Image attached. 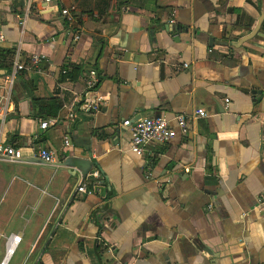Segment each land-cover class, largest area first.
Listing matches in <instances>:
<instances>
[{"label":"crops","instance_id":"0c3cea01","mask_svg":"<svg viewBox=\"0 0 264 264\" xmlns=\"http://www.w3.org/2000/svg\"><path fill=\"white\" fill-rule=\"evenodd\" d=\"M114 1L0 0V47L27 66L11 87L0 71L3 141L24 155L0 161V264L21 244L19 264H264V0ZM197 108L187 135L130 149L122 121Z\"/></svg>","mask_w":264,"mask_h":264},{"label":"built area","instance_id":"2783aa9c","mask_svg":"<svg viewBox=\"0 0 264 264\" xmlns=\"http://www.w3.org/2000/svg\"><path fill=\"white\" fill-rule=\"evenodd\" d=\"M45 4L51 3L53 0H41ZM75 6L66 7L61 10V13L66 17L69 22H73L75 20L74 15ZM170 22H173L171 20ZM79 36H76L78 39ZM43 57L40 55H33L31 57V64L37 70H41V65L43 64ZM25 69L24 64L19 63L18 60L14 63L13 71L14 73ZM12 71V72H13ZM14 73L11 78L8 79V87L12 86ZM89 79H87V86L93 87L96 82V72L91 71ZM5 86L0 79V121L4 122L7 118L9 112V97L10 92L7 94H3V89ZM226 103H228L229 99H225ZM74 113L71 112L69 117H73ZM207 116V112L204 108H197L193 111L191 116H187L184 113L175 114L172 119H167L161 116H150V117H140L134 121L130 119L122 121V125L127 127L130 131L131 141H130V149L137 155H143L146 150V146L149 143H166L176 137L178 134L187 135L189 131V121L191 119H196L200 117ZM57 118L51 117L45 119L40 122V127L45 129L51 125H55L57 123ZM176 123V127H173L172 122ZM68 140L65 139V142ZM37 157H39L43 163L50 164L54 161L53 153L48 149L40 148L37 152ZM24 160V155L21 147H15L13 145H9L4 143L2 137V131L0 129V161H4L7 163H18ZM94 177H98V171H94L92 173ZM77 190L81 193H90L91 191L88 189L85 183H81ZM16 239V238H15ZM11 252V250H9ZM4 264V263H2Z\"/></svg>","mask_w":264,"mask_h":264},{"label":"trees","instance_id":"16d2710c","mask_svg":"<svg viewBox=\"0 0 264 264\" xmlns=\"http://www.w3.org/2000/svg\"><path fill=\"white\" fill-rule=\"evenodd\" d=\"M98 1H99V8L103 10L102 14H104V12L107 11L108 8H110L111 2L113 0H98ZM130 1L131 0H115L113 5L117 10H120V9L126 8L127 5L130 3ZM20 3L22 4V1ZM73 30H74V28H73ZM15 51L16 50L14 47H10V48H4V47L1 48L0 47V71L3 70L7 74L12 73L13 59H14ZM24 66H25V68L27 67L26 65H24ZM81 74H83V68H82L81 64H77V65L73 66L71 69L69 68V66H66V65H64L61 68V79L70 78L71 80H75ZM0 75H2V74H0ZM98 84H96V85H98ZM96 85L94 87H97ZM44 101L45 100H42V99H36V102H38V103H41V102L43 103ZM47 101H48V103L49 102L51 103L50 104L51 106H53L54 108L56 107L57 103H56V101H54V98L53 99L49 98ZM54 112H55V110L51 111L49 116H54L55 115V114H53Z\"/></svg>","mask_w":264,"mask_h":264},{"label":"water","instance_id":"95a60500","mask_svg":"<svg viewBox=\"0 0 264 264\" xmlns=\"http://www.w3.org/2000/svg\"><path fill=\"white\" fill-rule=\"evenodd\" d=\"M262 20H263V17H261L256 25V27L252 30L251 33H249L248 35L244 36V37H241L235 44L234 46L235 47H238L240 46L243 42L253 38L256 33L259 31L260 29V26H261V23H262ZM222 44H227V42H220ZM156 116H161V115H156ZM138 118H140V115H138ZM136 118V119H138ZM135 119V120H136ZM73 167H76L78 168L80 171H81V175L83 177H85L87 175V173L89 172V169H88V166H89V161L87 160H83V159H75L72 161V164H71Z\"/></svg>","mask_w":264,"mask_h":264},{"label":"rangeland","instance_id":"374dc122","mask_svg":"<svg viewBox=\"0 0 264 264\" xmlns=\"http://www.w3.org/2000/svg\"><path fill=\"white\" fill-rule=\"evenodd\" d=\"M21 246L18 248V250L16 251V253L13 255V257L11 259H9L7 264H19L22 259H23V253L21 252Z\"/></svg>","mask_w":264,"mask_h":264},{"label":"bare ground","instance_id":"6f19581e","mask_svg":"<svg viewBox=\"0 0 264 264\" xmlns=\"http://www.w3.org/2000/svg\"><path fill=\"white\" fill-rule=\"evenodd\" d=\"M10 250H12V249H10Z\"/></svg>","mask_w":264,"mask_h":264}]
</instances>
